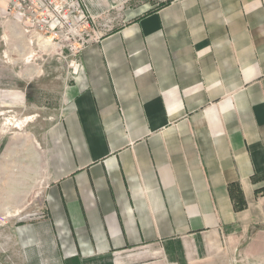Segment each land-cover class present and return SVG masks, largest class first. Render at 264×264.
I'll return each mask as SVG.
<instances>
[{
	"label": "crops",
	"instance_id": "crops-1",
	"mask_svg": "<svg viewBox=\"0 0 264 264\" xmlns=\"http://www.w3.org/2000/svg\"><path fill=\"white\" fill-rule=\"evenodd\" d=\"M134 10L78 52L46 135V221L21 244L50 233L60 264L262 261L264 0Z\"/></svg>",
	"mask_w": 264,
	"mask_h": 264
},
{
	"label": "rangeland",
	"instance_id": "rangeland-1",
	"mask_svg": "<svg viewBox=\"0 0 264 264\" xmlns=\"http://www.w3.org/2000/svg\"><path fill=\"white\" fill-rule=\"evenodd\" d=\"M162 1L68 0L73 4L66 7V0H55L52 8L28 17L15 0H0V264H60L53 235L39 232L24 247L17 229L46 221V135L59 119L63 90L80 49L143 12L134 9ZM23 235L25 242L30 236ZM240 264H264V258Z\"/></svg>",
	"mask_w": 264,
	"mask_h": 264
},
{
	"label": "built area",
	"instance_id": "built-area-1",
	"mask_svg": "<svg viewBox=\"0 0 264 264\" xmlns=\"http://www.w3.org/2000/svg\"><path fill=\"white\" fill-rule=\"evenodd\" d=\"M54 1L55 0H15L16 5L21 10V14L23 16L27 15L28 17L36 15L38 12L47 11L49 8H52L51 6L54 3ZM66 1H67V4L65 6L71 7V4L73 3H69L68 0ZM79 66H80L79 63H76L74 72L77 71ZM41 216L45 217L44 212L41 213Z\"/></svg>",
	"mask_w": 264,
	"mask_h": 264
}]
</instances>
